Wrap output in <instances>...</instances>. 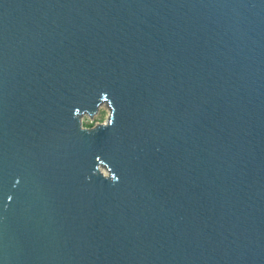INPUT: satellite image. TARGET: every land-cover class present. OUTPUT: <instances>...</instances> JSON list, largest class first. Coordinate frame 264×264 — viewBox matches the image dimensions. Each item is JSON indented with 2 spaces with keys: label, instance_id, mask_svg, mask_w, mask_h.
<instances>
[{
  "label": "water",
  "instance_id": "water-1",
  "mask_svg": "<svg viewBox=\"0 0 264 264\" xmlns=\"http://www.w3.org/2000/svg\"><path fill=\"white\" fill-rule=\"evenodd\" d=\"M0 264H264V0H0Z\"/></svg>",
  "mask_w": 264,
  "mask_h": 264
},
{
  "label": "rangeland",
  "instance_id": "rangeland-1",
  "mask_svg": "<svg viewBox=\"0 0 264 264\" xmlns=\"http://www.w3.org/2000/svg\"><path fill=\"white\" fill-rule=\"evenodd\" d=\"M111 111H112V109H111L109 102L104 101L101 103L97 113H95L94 116L93 115L90 116L88 114L80 116L82 125L84 127L91 128V127H94L100 123H103L110 118ZM102 170L106 173L108 172V170L106 169L105 166H102Z\"/></svg>",
  "mask_w": 264,
  "mask_h": 264
},
{
  "label": "bare ground",
  "instance_id": "bare-ground-1",
  "mask_svg": "<svg viewBox=\"0 0 264 264\" xmlns=\"http://www.w3.org/2000/svg\"><path fill=\"white\" fill-rule=\"evenodd\" d=\"M100 105H101V104H100ZM100 105H99V106H100ZM99 106H98V109H99ZM98 109L96 110L95 113H97ZM95 113L93 114V116L95 115ZM85 114H86V115H87V114L90 115L89 112H88L87 110H85V111H83V112L80 114V116H81V115H85ZM90 116H91V115H90ZM101 169H102V167H101Z\"/></svg>",
  "mask_w": 264,
  "mask_h": 264
}]
</instances>
